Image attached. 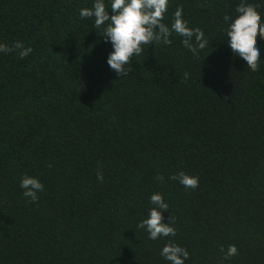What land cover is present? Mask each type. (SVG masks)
I'll list each match as a JSON object with an SVG mask.
<instances>
[{
  "label": "trees",
  "instance_id": "1",
  "mask_svg": "<svg viewBox=\"0 0 264 264\" xmlns=\"http://www.w3.org/2000/svg\"><path fill=\"white\" fill-rule=\"evenodd\" d=\"M93 3L0 0V44L13 49L0 53V264H169V242L185 264H264V64L246 70L224 42V17L245 3L264 21V0H169L162 22L182 8L206 47L193 55L173 32L127 77L106 63L103 27L79 15ZM179 172L198 187L169 179ZM25 175L44 185L36 203ZM153 193L174 237L138 227Z\"/></svg>",
  "mask_w": 264,
  "mask_h": 264
},
{
  "label": "clouds",
  "instance_id": "2",
  "mask_svg": "<svg viewBox=\"0 0 264 264\" xmlns=\"http://www.w3.org/2000/svg\"><path fill=\"white\" fill-rule=\"evenodd\" d=\"M169 0H110L109 12L106 10L104 0H94L91 9H81V18H94V27H103L105 43L111 45V51L107 57V65L117 76L127 77L129 75L128 65L133 57L141 55L143 47L149 44L171 43L170 36L174 32L182 37L183 46L196 55L207 45L204 33L199 28H190L183 18V9L177 8L173 13L171 29L164 24L167 14ZM111 13V14H109ZM228 27L225 32L224 42L230 49L232 56L237 58L244 68L251 72L258 71L264 60H260L261 50L257 46V37L264 40V21L257 14V9L251 4L241 3L236 8V16L224 17ZM15 49L19 50L21 58L26 57L32 51L25 49L21 42H16ZM7 45L0 44V53L12 51ZM185 79L188 74L185 73ZM97 179L103 180L98 172ZM159 180L164 178L157 177ZM169 179L177 181L185 188L195 189L198 187L199 178L179 172ZM20 189L22 196L31 203L39 200V193L44 191V185L37 177L25 175L21 178ZM151 207L145 219L138 227L148 233V238L158 240L175 236L176 231L172 226L174 218L169 217L164 222V214L168 213L169 205L160 193H153L149 197ZM223 251V249H221ZM238 254L235 245H229L225 258ZM160 255L169 264H185L188 260V251L178 244L169 242L161 249Z\"/></svg>",
  "mask_w": 264,
  "mask_h": 264
}]
</instances>
